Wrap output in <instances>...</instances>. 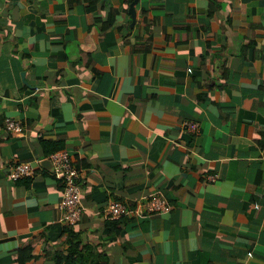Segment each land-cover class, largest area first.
Wrapping results in <instances>:
<instances>
[{
  "label": "crops",
  "instance_id": "1",
  "mask_svg": "<svg viewBox=\"0 0 264 264\" xmlns=\"http://www.w3.org/2000/svg\"><path fill=\"white\" fill-rule=\"evenodd\" d=\"M130 1L0 0V264H52L67 229L107 264H264V0H137L132 25ZM53 145L82 176L72 226Z\"/></svg>",
  "mask_w": 264,
  "mask_h": 264
},
{
  "label": "built area",
  "instance_id": "2",
  "mask_svg": "<svg viewBox=\"0 0 264 264\" xmlns=\"http://www.w3.org/2000/svg\"><path fill=\"white\" fill-rule=\"evenodd\" d=\"M185 124L188 130H195L196 123L186 121ZM5 128L15 133L21 132L19 122L11 118H6L4 121ZM46 158L51 161L52 174L62 183V190L56 208L60 214L61 221L65 225H74L79 221L81 215V189L82 176L79 168L76 167L73 157L64 148L55 150L49 153ZM32 175V164L27 161L14 163L8 172V177L12 180L27 177ZM210 180L218 175L216 173L207 175ZM139 207L146 213L154 211H168L170 204L161 195H151L147 199L139 202ZM103 211L105 214L118 217L127 212L126 205L122 201L112 199L107 201Z\"/></svg>",
  "mask_w": 264,
  "mask_h": 264
},
{
  "label": "trees",
  "instance_id": "3",
  "mask_svg": "<svg viewBox=\"0 0 264 264\" xmlns=\"http://www.w3.org/2000/svg\"><path fill=\"white\" fill-rule=\"evenodd\" d=\"M58 149L62 148L53 145L45 152L51 153ZM76 167L78 168L77 165ZM66 233L65 250H56L52 253V264H107V258L104 254L95 251L89 244L83 243L72 230L67 229ZM29 248L30 246L27 247L26 252ZM23 252L25 251L23 250Z\"/></svg>",
  "mask_w": 264,
  "mask_h": 264
},
{
  "label": "water",
  "instance_id": "4",
  "mask_svg": "<svg viewBox=\"0 0 264 264\" xmlns=\"http://www.w3.org/2000/svg\"><path fill=\"white\" fill-rule=\"evenodd\" d=\"M137 0H131L129 2V7H128V12H129V17L131 19V25L133 24L134 20H135V7L134 4L136 3ZM39 164L47 169H51L52 168V164L51 161L48 158H44L42 160L39 161Z\"/></svg>",
  "mask_w": 264,
  "mask_h": 264
},
{
  "label": "clouds",
  "instance_id": "5",
  "mask_svg": "<svg viewBox=\"0 0 264 264\" xmlns=\"http://www.w3.org/2000/svg\"><path fill=\"white\" fill-rule=\"evenodd\" d=\"M76 223H77V222H76ZM76 223H75V224H76ZM67 226H72V225H67Z\"/></svg>",
  "mask_w": 264,
  "mask_h": 264
}]
</instances>
